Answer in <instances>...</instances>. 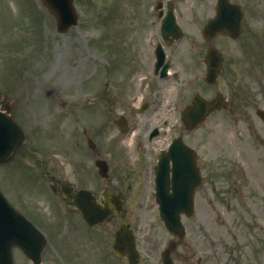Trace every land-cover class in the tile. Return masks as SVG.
Returning <instances> with one entry per match:
<instances>
[{
  "label": "rangeland",
  "instance_id": "rangeland-1",
  "mask_svg": "<svg viewBox=\"0 0 264 264\" xmlns=\"http://www.w3.org/2000/svg\"><path fill=\"white\" fill-rule=\"evenodd\" d=\"M159 1L167 0H73L78 25L58 34L53 16L39 0H0V92L26 136L20 152L0 167V190L49 239L42 264H126L117 262L111 251L120 223L129 224L136 236L140 264H158L156 243H162L161 250L171 237L158 212L143 208L151 200V187L142 172L144 162L173 136H182L195 150L205 180H217L224 188V174L244 169L247 186L241 182L242 188L258 193L244 202L250 210L258 204L259 210L245 219L255 223L249 231L238 221L242 209L232 194H218L215 210L202 208L196 198L194 216L181 219L185 238L173 263L188 264V253H194L201 264H264V148L249 136L255 130L264 139V124L254 110L264 111V65H258L264 56V0H229L244 9L243 31L237 40L217 36L210 43L201 33L214 16L216 0H170L183 35L174 52L166 53L180 73L166 84L150 71L160 27L151 7ZM208 44L223 58L224 73L213 86L204 83ZM194 94L205 99L220 94L228 100L227 111L213 113L204 129L189 135L180 114L168 112L178 103L184 109ZM140 97L149 105L139 115L132 106ZM120 114L138 127L132 141L116 142L120 134L111 121ZM173 122L178 130L169 132ZM156 125H165V133L144 143L142 133L147 136ZM236 129L241 136H234ZM89 141L98 147L89 146L91 156ZM96 159L109 167L108 184L94 175ZM81 171L94 177L93 190L108 186L121 192L127 213L91 231L85 228L60 193L52 192L57 181L80 185ZM233 180L238 182L237 176ZM219 195L230 199V208ZM249 241L256 244L252 255ZM13 259L29 264L18 250Z\"/></svg>",
  "mask_w": 264,
  "mask_h": 264
},
{
  "label": "water",
  "instance_id": "water-1",
  "mask_svg": "<svg viewBox=\"0 0 264 264\" xmlns=\"http://www.w3.org/2000/svg\"><path fill=\"white\" fill-rule=\"evenodd\" d=\"M41 1L48 8L50 13L55 16L57 31L59 33L65 32L71 25L76 23V16L71 7V0ZM217 14V18L204 29V38L206 40L211 39L217 33L227 35L233 39L237 38L241 22V12L239 8L229 5L226 0H217ZM162 30L164 33L166 27ZM168 33L176 38L180 36V32L176 31V29L173 31L169 30ZM159 54L161 53L159 52ZM161 61L162 58L160 56L159 63H161ZM205 64L207 66L206 82L213 84L218 73L221 72V59L214 49H208ZM1 101L2 97L0 96V103ZM221 104L222 101H215L213 104H208L198 97H195L193 99V108L185 112L182 116L184 124L187 128H192L196 123L201 121L210 110L217 109ZM4 109L5 112H0V164L6 163L9 160L23 141V135L7 114V107L5 106ZM258 114L261 115L262 113L258 112ZM186 153L188 156L186 154L177 155L175 157V167L181 165L180 161L185 163L188 161L191 167L194 166L192 155L188 151H186ZM180 170L179 168L175 169L173 174L174 182L178 179ZM102 175L104 174L102 173ZM198 183L191 189L190 198L192 191L196 188ZM156 196L161 203L160 217L164 221L165 227L169 232L181 237L183 231L179 223V215L183 213L186 216H190V202L186 210L179 211L177 210L176 202L181 201V199L177 197L176 193H173V195L168 198L161 195L159 192ZM114 203L117 204L114 210L118 213L122 212L121 203L118 198H115ZM73 204L77 205L83 219L90 226L98 225L114 214L113 210L95 207L90 204L88 200L81 201L76 199ZM43 245L44 239L42 235L22 216L10 208L0 195V264H13L10 250L14 246L19 247L30 258L33 264H39L40 252ZM112 248L119 258L126 257L128 264H137L138 256L134 250L133 237L127 227L122 226L114 234ZM166 254L165 260L167 261Z\"/></svg>",
  "mask_w": 264,
  "mask_h": 264
},
{
  "label": "flooded vegetation",
  "instance_id": "flooded-vegetation-1",
  "mask_svg": "<svg viewBox=\"0 0 264 264\" xmlns=\"http://www.w3.org/2000/svg\"><path fill=\"white\" fill-rule=\"evenodd\" d=\"M188 134L190 135L191 133H188ZM251 136H252V138H254L255 142L259 143L264 148V142L261 139L259 140V137L257 136L255 130L253 131ZM165 149H166V147L164 149L160 150L158 152L157 156L160 154V152L164 151ZM196 164H197V162H196ZM197 168H198L200 176H201V186L197 190L196 195L198 194L199 191H201L197 198H198V204H200V206L202 208L207 207L210 210H215V208L219 206V200H218L219 198L216 196L218 194H220L221 192H225L226 193L225 195H227V194L229 195L231 192H233V194H232L233 197H237V196L242 197L243 195H245L246 198L251 196L252 199H255L256 196H258V193L256 192V188L251 189V190H242L240 188L237 189V182L235 180H232L231 177L229 176V174H227V173L224 174V178H226L225 180H227V182H226L227 184L224 188L221 189V188H219L220 184L217 180L216 181H210L208 178L205 180L204 176H202V174H201V168L198 166V164H197ZM238 180L246 181V178L244 175H240V179H238ZM231 182H233L232 185L230 184ZM89 184H90L91 189H93L92 184L91 183H89ZM68 187L71 189V194L78 191L73 186L71 187L68 185ZM105 189H106L107 193L114 191V189L111 190V188L108 186H106ZM257 189H259V188L257 187ZM114 192H116V191H114ZM94 194L96 195V193H94ZM220 197L222 199H224V203L226 202L227 208H228L229 203H230V199H226L225 196L224 197L220 196ZM194 207H195V204H194ZM240 207L243 211L254 213L256 216L259 213L258 204L254 207L253 210H250L249 208L245 207L244 204H241ZM194 256H195L194 253H188V259H189L188 264H195V261L198 263L200 262V258L195 259Z\"/></svg>",
  "mask_w": 264,
  "mask_h": 264
}]
</instances>
